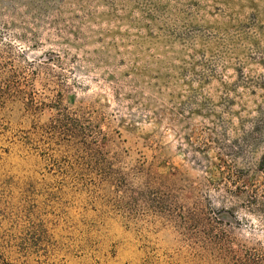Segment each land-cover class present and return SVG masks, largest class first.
<instances>
[{
    "label": "rangeland",
    "instance_id": "1",
    "mask_svg": "<svg viewBox=\"0 0 264 264\" xmlns=\"http://www.w3.org/2000/svg\"><path fill=\"white\" fill-rule=\"evenodd\" d=\"M0 264H264V0H0Z\"/></svg>",
    "mask_w": 264,
    "mask_h": 264
},
{
    "label": "trees",
    "instance_id": "2",
    "mask_svg": "<svg viewBox=\"0 0 264 264\" xmlns=\"http://www.w3.org/2000/svg\"><path fill=\"white\" fill-rule=\"evenodd\" d=\"M83 187H85V186L83 185Z\"/></svg>",
    "mask_w": 264,
    "mask_h": 264
}]
</instances>
